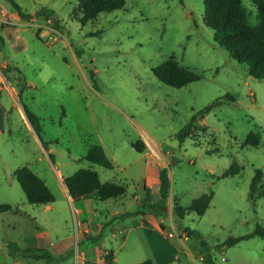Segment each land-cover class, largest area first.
<instances>
[{
	"label": "rangeland",
	"instance_id": "obj_1",
	"mask_svg": "<svg viewBox=\"0 0 264 264\" xmlns=\"http://www.w3.org/2000/svg\"><path fill=\"white\" fill-rule=\"evenodd\" d=\"M14 1L31 16L21 18L10 0H0V204L11 206L0 213V264H135L152 258L155 248L169 246L166 239L142 230L123 246L131 223L114 217L116 210H133L135 195L145 202L144 179L159 180L149 166L168 170L173 205L152 215L164 219L168 239H181L183 253L202 264L207 251L218 264H264L262 237L225 245L229 237L264 226V198L250 196L255 170L264 176V79L250 77L246 65L215 41L204 0H126L123 9L86 23L77 0ZM242 3L250 25H257V5ZM171 57L200 79L181 88L161 82L154 68ZM25 109L37 117L40 136ZM190 123L191 134L181 141ZM251 133L261 136L258 147L244 144ZM136 142L145 146L143 153ZM96 147L113 169L84 159ZM234 163L240 172L218 179ZM24 167L44 181L53 203L27 201L15 177ZM80 169H92L103 184L125 186L126 197L69 200L63 180ZM210 192L203 216L174 215L176 206L186 208ZM90 221L103 224L98 242L89 237L100 226L82 231ZM185 228L201 238L186 239ZM38 248L52 260L24 256ZM183 253L181 262L168 264H187Z\"/></svg>",
	"mask_w": 264,
	"mask_h": 264
},
{
	"label": "trees",
	"instance_id": "obj_2",
	"mask_svg": "<svg viewBox=\"0 0 264 264\" xmlns=\"http://www.w3.org/2000/svg\"><path fill=\"white\" fill-rule=\"evenodd\" d=\"M78 7L84 11L83 23L94 20L97 15L102 13H110L116 10H121L126 5V0H77ZM258 9V24L255 26L250 25L248 22V10L243 5L242 0H204V19L208 27L214 31L215 41L224 49H226L232 58L240 64L247 67V72L250 77L263 80L264 79V0H252ZM19 16L24 19H29L31 15L23 12L22 8L14 1L10 0ZM41 15L44 11L40 12ZM48 17V16H47ZM154 73L157 78L170 86L181 88L194 81L200 79L199 74L188 67L181 65L175 57H171L164 63L154 68ZM228 99L234 98L228 95ZM220 104V101H215L213 104L206 107L201 112L208 113L214 106ZM27 118L34 127L36 133L41 135V127L38 124L37 117L25 109ZM192 123L179 134L181 141L189 134H191ZM140 141V140H139ZM261 143V136L257 133H251L244 141L245 145L258 147ZM133 147L137 152L143 153L145 146H139L138 143H133ZM93 155L84 157L94 165L101 166L106 169H113L114 165L111 160L104 154L100 147L94 149ZM241 167L234 163L228 170H226L221 178H227L239 173ZM15 177L20 183L27 201L33 205H49L56 199L49 188L45 185L44 181L38 178L28 168L24 167L15 172ZM263 171L261 169L255 170V175L252 179L250 186V196L253 200L264 198V182L262 183ZM159 194L158 201L148 204L142 202L139 209L133 212H125L117 217H129L139 215L141 213L154 214L167 211V200L170 195L171 181L167 168H163L159 173ZM69 196L78 202L83 198H95L100 201H106L112 198L122 197L127 193V188L116 182H108L103 184L100 181L98 174L92 169H80L74 174L67 176L63 180ZM261 185V190L258 192L256 185ZM214 193H204L199 198L186 208L175 207L174 215L182 220L190 212H195L198 216H203L207 209L210 207ZM11 209L8 204H0V213L7 212ZM144 209L145 211H141ZM148 211V212H146ZM146 212V213H145ZM188 237L201 235L197 231L189 228L184 229ZM103 235V232L97 237H89L93 242H98ZM264 238V226L257 225L255 230L247 235L239 237H229L225 241V245L233 246L240 242L250 239L252 237ZM86 238V237H84ZM11 247V244H10ZM39 252V253H37ZM25 257L33 259H46L47 262L52 260L51 255L45 249H37L33 252L30 249L25 250ZM203 260L206 264H218L214 256L207 251L204 254ZM138 264H154L151 259L144 260Z\"/></svg>",
	"mask_w": 264,
	"mask_h": 264
},
{
	"label": "crops",
	"instance_id": "obj_3",
	"mask_svg": "<svg viewBox=\"0 0 264 264\" xmlns=\"http://www.w3.org/2000/svg\"><path fill=\"white\" fill-rule=\"evenodd\" d=\"M159 172H160V170L155 171L150 166L148 167V173L156 175V177H158V178H159ZM148 179H149L148 177L144 179L143 195H144V201L148 204H152L160 198V194H159L160 181L159 180L158 181H151L150 179L149 180ZM126 194L122 197L108 199V200L103 201V202H107L109 200H115L116 202H119V200H121V198L126 197ZM67 195L69 196L68 190H67ZM83 199H85V198H83ZM133 199H134V203H135L133 210H124V211L116 210L114 212V217H117V216H119L125 212L138 210L143 199H140V197L137 195H135ZM69 200H70V196H69ZM71 200H72V198H71ZM173 202L174 201H172L171 197L169 196V198L167 200V211H168V208L170 207V205H173ZM155 216L156 215L147 214V213L146 214H139V215H135V216H129L128 217L130 220L129 223H131V224L129 225V228L127 230V235L124 238L123 246L128 244V242L130 240H133V239L137 238L138 236H140L142 234V230H144L146 232L149 231V235H147L149 238L163 236L166 239V241L169 243V246H167L166 244L160 245V246H158V248H155L153 250L154 256H152V258H149V259H151L154 262V264H168V263L173 262V261L181 262V259L179 256V253H183L182 252V245L180 242L181 239L180 240L168 239L167 235L165 234L166 231L168 230V228L165 225L164 219H160L159 221H157L154 218ZM96 225L100 226V230L98 231V233H96V235L94 234L93 237H97L104 231L102 223H99L96 221L86 222L84 224V227L82 228V231L83 232H90L91 227L96 226ZM121 232H122V230H120V233ZM112 235L115 236V233H113ZM185 237H186V239L189 238L188 236H186V234H185ZM183 255L186 259L185 261H187L186 262L187 264H189V262L191 264H202V263L198 262V260L196 259V257L193 254H187L184 252ZM115 260H116V258H115ZM136 263H138V262H136Z\"/></svg>",
	"mask_w": 264,
	"mask_h": 264
},
{
	"label": "built area",
	"instance_id": "obj_4",
	"mask_svg": "<svg viewBox=\"0 0 264 264\" xmlns=\"http://www.w3.org/2000/svg\"><path fill=\"white\" fill-rule=\"evenodd\" d=\"M170 236H172V234Z\"/></svg>",
	"mask_w": 264,
	"mask_h": 264
}]
</instances>
